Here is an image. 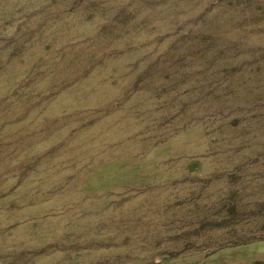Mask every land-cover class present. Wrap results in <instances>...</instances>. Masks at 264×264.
I'll use <instances>...</instances> for the list:
<instances>
[{
	"label": "rangeland",
	"instance_id": "obj_1",
	"mask_svg": "<svg viewBox=\"0 0 264 264\" xmlns=\"http://www.w3.org/2000/svg\"><path fill=\"white\" fill-rule=\"evenodd\" d=\"M0 264H264V0H0Z\"/></svg>",
	"mask_w": 264,
	"mask_h": 264
}]
</instances>
